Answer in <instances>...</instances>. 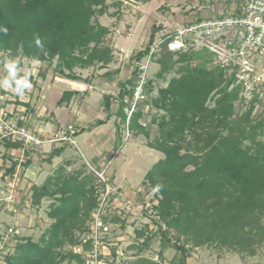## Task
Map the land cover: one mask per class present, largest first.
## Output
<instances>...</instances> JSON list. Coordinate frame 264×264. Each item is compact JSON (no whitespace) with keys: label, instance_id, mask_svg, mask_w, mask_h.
Here are the masks:
<instances>
[{"label":"trees","instance_id":"obj_1","mask_svg":"<svg viewBox=\"0 0 264 264\" xmlns=\"http://www.w3.org/2000/svg\"><path fill=\"white\" fill-rule=\"evenodd\" d=\"M109 8L108 0H0V67L7 57L27 58L47 64L58 76L88 82L77 74L78 69L101 70L115 61L110 29L98 21ZM159 29L152 30L147 48L134 54L131 61L140 64L150 56ZM168 36L151 57L160 66L157 80L167 86L149 79L143 90L145 99L137 103L127 122L140 76L138 65L130 79L118 82V95L105 97L104 104L109 109L117 103L118 132L128 127L131 137L143 136L149 148L162 153L163 158L144 178L156 200L152 219L157 230L152 235L159 232L163 236L160 257L164 250L174 248L179 255L171 264H189L186 246L191 241L194 247L219 243L241 251L255 243L259 220L264 217V117H254L259 94L248 103L242 99L235 73L229 75L228 69L214 65L213 53L208 49L173 53L168 49ZM37 37L42 47H37ZM119 73L110 70L104 77L113 80ZM0 93L6 94L2 88ZM71 96L66 92L59 104L69 103ZM239 102L241 109L237 108ZM1 142L7 150H30L23 141ZM28 164L29 160L24 169ZM17 166L18 161L11 158L6 171L10 180ZM65 172L60 166L44 183L31 188L34 208L41 209L50 201L45 212L51 224L38 241L9 231L15 244L4 256L5 264L87 263L84 253L91 250L93 239L82 236L91 232L105 184L91 170L89 174ZM118 218L117 213L102 216L106 225ZM145 229L136 231L137 240L144 238L148 246L151 236L146 233L155 230L150 225ZM174 231L173 244L168 235ZM132 264L162 262L140 258Z\"/></svg>","mask_w":264,"mask_h":264},{"label":"crops","instance_id":"obj_2","mask_svg":"<svg viewBox=\"0 0 264 264\" xmlns=\"http://www.w3.org/2000/svg\"><path fill=\"white\" fill-rule=\"evenodd\" d=\"M121 1L136 6L137 10L134 9L132 12H130L131 10L128 12L123 10L124 14L121 17L120 10L115 11L114 9V6L119 7L121 3L110 2L109 12L112 16L116 15L118 19L121 18L122 20L119 22L124 23L123 30L131 32L132 35L112 33L111 25L108 24L110 18L105 16L106 14L101 16L99 21L100 24L110 29L109 38L113 41L112 46L115 48L116 54L118 52L121 53V63L118 64V67L115 66L120 73L113 80H108L104 77L107 71L114 70L113 64L108 66L109 69H78L77 74L84 79L88 78V82L58 76L52 68L48 69L46 65V68L43 69V74H30L29 79L32 87L26 90L23 96L14 94L10 89L2 88L6 93V109L10 113V118L13 120L17 119L20 122L21 125L18 123L17 126L26 127L36 132L46 141L40 149H30L27 152L23 148L7 150L5 143L0 141V182L1 180L9 182L6 171L11 166V158L13 161H17L18 158L25 154L29 160L26 170L24 169V173L18 180L19 183L17 181L19 184L18 189H11L13 186L11 183L5 184L4 188L0 185V210L15 206L9 202L12 200V196L18 199V204H23L22 208L30 207L32 203L31 188L34 185L39 186L44 183L63 164L62 162L70 159L67 157V153L75 152L81 158L90 160L96 167H103L111 159L114 161L118 160L123 152L132 151L128 152L131 157H123L122 163L125 165V162H128L126 165L134 166L129 167L127 170L123 169L122 165H119V168L111 170L112 174L114 171L115 181L120 183L118 185L121 187V191L124 192L127 201L135 199L136 190L140 191L142 189L140 185H135H138V182L143 183L148 171L163 158L162 153L145 145L146 143L142 141L143 136H132L126 141V130L122 129L121 132H118L120 121L116 116L117 103L113 102L108 109L104 104L105 97L117 96L119 93L118 82L127 81L131 78L136 66L145 65L143 64L145 58L142 60L143 63L135 64L134 61H131V57L147 48L154 28L160 29L155 32V41L151 48L162 41L165 36L173 34L179 27L201 21L204 17L205 9L201 10L200 7L203 6L205 0ZM189 5L191 8H188ZM171 8H175L177 11L174 12ZM179 12L183 15L182 17L178 16ZM102 19L107 21L103 23ZM128 21L130 22L128 23ZM123 37L126 40H122ZM159 70L160 66L157 63L152 64L149 70V73L152 72L150 79H153L160 86H167V82L157 80L158 73L156 74V72H159ZM66 92L72 95L71 99L69 103L60 105L59 102ZM148 120H150L149 116ZM68 125H73L77 129L76 141L81 154L69 142L57 140ZM52 140H55V142H52ZM45 146L48 149H45ZM60 149L62 150L59 155L51 156L52 152ZM141 149L147 152L143 155L141 154ZM135 153L141 157L145 156L143 158L147 162L153 158L152 162L149 161L151 162V167L142 169L138 163H133L131 160ZM121 201L123 200L121 199ZM18 204L16 203V205ZM9 230L11 231L12 229Z\"/></svg>","mask_w":264,"mask_h":264},{"label":"rangeland","instance_id":"obj_3","mask_svg":"<svg viewBox=\"0 0 264 264\" xmlns=\"http://www.w3.org/2000/svg\"><path fill=\"white\" fill-rule=\"evenodd\" d=\"M108 2L109 3L115 2L119 4L121 3L119 7L114 6L115 11L120 10V13L122 14L121 17L124 14L123 10L124 12H128L130 10H131L130 12H132L134 9L137 10L136 6H132L131 4L123 2L121 0H109ZM209 6H213L212 0H205L203 3V6H201L200 8L201 10H204V7H209ZM188 8H191V6L189 5ZM171 9H173L174 12L177 11L175 8H171ZM109 10L105 16H108L111 19V21L109 19L108 24L111 25L110 28H112V33L132 35V33L129 32L128 30H127L128 32L123 30L124 23L119 22L122 19L121 18L118 19V16L116 15L112 16ZM112 12H114V10H112ZM178 16L182 17L183 15L179 12ZM103 20L104 19H102L103 23L107 21V20H104V21ZM98 21H100V17ZM129 22L130 21H128V23ZM122 40H126L125 37H123ZM112 42L113 41L111 40L110 44H112ZM120 54H121L120 52H118L117 54L115 52V61L114 63H112L114 66L113 71H117L115 66L118 67V64L121 63ZM8 59H11V58L7 57L6 60ZM15 60L18 61V64L19 62H21V66H23L21 68L22 72L27 71L30 74L39 73L40 75V73L43 72V69L47 67L46 66L47 64L45 63L33 61L27 58H22V59L18 58ZM127 60L130 61L129 59ZM143 62L142 63L145 64L144 66H146V64H149V67L147 69V76H148V79H150L152 76L151 75L152 72L149 73L150 66L152 64H155V62L153 60L151 61L149 57H146L143 60ZM131 63L133 64V62ZM126 64H130V63H126ZM100 72H103V71H100ZM141 72L142 70H140V73ZM157 73L158 71L156 72V74ZM232 73L233 72L230 71L229 75H231ZM1 75H5L3 71V67H0V76ZM156 91L157 90H155V95H156ZM209 104L213 106L214 101L211 100ZM241 107L242 106L239 105L237 108L241 109ZM255 107L256 108L254 112V117L263 118L264 117V92H263L262 97H260V100L255 101ZM146 119L148 120V118ZM11 120H12L11 123L13 125L15 126L18 125L17 119L13 120L11 118ZM149 121L150 120H148V122ZM142 141L146 143L145 138H143ZM145 145L147 146V143ZM45 149H48V147L45 146ZM77 152L81 154L80 148ZM128 152L130 153L132 151L127 150V152H123L121 156L118 158V160L114 161L113 159H111L106 165H103V167H96L94 164H92L90 160H85L84 158H81L78 154H75V152H71V153H67L68 155L67 157L70 159H66L64 162H62L63 164L61 166L66 170L65 173L67 174L75 172V171L77 172L82 171V172H86L89 174V171L91 170L90 165H92L96 169L106 171V177L107 179H109V183H110V193H113V192L114 193L112 194L113 199L111 200L109 210L108 212H105L104 214L117 213L118 215H120V218H118V220L114 219L112 220L111 224L107 225L108 231L102 234V237L104 238V241H105L104 246H102V251H103V257H104L106 264H132L133 262H136L140 258H146V259H150L153 261L161 260L162 264H171V260H173L174 257L178 254L177 250L174 248L166 249L163 251V255L161 256L162 257L161 258L159 254L162 251L161 239L163 236L159 232H157L158 233L157 235L153 236L154 232H156L157 230V227L156 225L153 224V219H152L155 214L152 209V205L156 203L154 191L150 190L143 180V183L138 182V185H135V186L140 185V187H142L140 191H138V189L136 190L135 199L131 201H127L124 192L121 191V187L118 185L120 183L118 181L116 183L115 181L116 176H114V171L112 174L111 170L119 168L118 167L119 165H122L121 167L127 170L129 169V167L134 166V165H130V166L126 165L128 162H125L126 166L122 163L124 160L123 157H126V156L131 157V154H129ZM146 152H147L146 150L141 149V154L144 155V153ZM143 157L138 156L135 153V156L134 155L132 156L133 159L131 161L136 164L138 163L140 168L142 169H148L149 167H151V162L154 159L151 158L149 159V161L151 162L149 161L147 162V160H145ZM22 171H23L22 173H24V169ZM8 181L9 182L7 181L5 182L4 180H1L0 185L2 186V188L5 187V184H9V183L13 184L11 189L19 188L18 180H17L18 183L17 181H12V180H8ZM11 198L12 200L9 202L11 204H14L15 206L14 207L10 206L8 207V209L5 208L4 210L3 209L0 210V237L2 238L1 239L2 242H0V264H5L3 261L4 256H6L9 252H12L14 249L15 243L14 244L12 243L14 240H12V235L9 233L10 231L9 229L15 230L16 231L15 235L17 236L30 237L33 240L38 241L40 236L46 231V229L51 224V220L47 217L46 212H45V208H47L46 206L50 204V201H45L41 209L34 208L32 205L28 208H24V207L22 208L23 204H18V199H15V196H12ZM120 198L123 201H121ZM16 203L18 205H16ZM259 221H260V224L257 227V234H256L257 237L251 249L249 246H246L244 251H241L238 247L237 248L223 247L219 243H208L201 247H194V242L191 241L186 246L188 249V254H189V258H188L189 264H264V217L262 220H259ZM147 225H150V229L155 230L152 233L151 231H149L150 233L148 232L146 233V236H151L150 238L151 241L147 242L148 246L145 245L144 238L141 240H137V233H136V231L140 229L145 231L146 230L145 228L147 227ZM176 236H177V233L175 231L168 235V238L172 240L171 242L173 244L176 242ZM89 237H90L89 234L83 235L82 239L84 238L88 239ZM193 237H190V238H193ZM186 239H187L186 237H181L182 241H185ZM180 243L182 244V242ZM75 250L77 252L83 253V250L81 247H76ZM86 255L87 253H84V256ZM63 264H76V263L65 262Z\"/></svg>","mask_w":264,"mask_h":264},{"label":"built area","instance_id":"obj_4","mask_svg":"<svg viewBox=\"0 0 264 264\" xmlns=\"http://www.w3.org/2000/svg\"><path fill=\"white\" fill-rule=\"evenodd\" d=\"M212 2L213 6L204 7V17L201 21L181 26L171 37L168 36L171 38L168 43L169 51L178 53L189 49L197 51L208 49L215 55L214 65L235 73L236 85L241 88L242 99L248 103L255 94L262 97L264 92V0H212ZM162 42L163 40L153 46L150 60L152 55L158 52ZM148 67L149 64L141 68L142 72L131 101V108L127 110V122L135 111L137 103L145 99L143 90L149 80ZM6 104V96L0 93V141L12 139L23 141L27 149L41 148L46 140L26 127L13 125ZM76 134L77 129L73 125H68L57 140L69 142L71 146L79 150ZM130 138V130L126 127L125 139L127 141ZM27 160L25 154L17 159L18 166L12 181L19 180ZM90 166L91 171L105 186L101 190L99 207L93 214L89 234V239H93V245L87 252L86 264H106L102 251L105 242L102 234L108 231V226L104 223L102 216L108 212L114 192L110 193L106 171Z\"/></svg>","mask_w":264,"mask_h":264},{"label":"clouds","instance_id":"obj_5","mask_svg":"<svg viewBox=\"0 0 264 264\" xmlns=\"http://www.w3.org/2000/svg\"><path fill=\"white\" fill-rule=\"evenodd\" d=\"M2 31L6 34L7 29H3ZM36 45L37 47H42L41 40L38 37L36 38ZM3 71L5 75L0 77V88L10 89L18 96H23L26 90L31 89L30 73L24 71L21 75L22 69L18 66L17 60H6L3 64Z\"/></svg>","mask_w":264,"mask_h":264}]
</instances>
